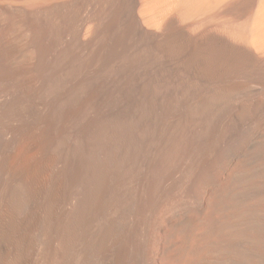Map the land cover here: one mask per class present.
I'll return each mask as SVG.
<instances>
[{
  "label": "bare ground",
  "instance_id": "obj_1",
  "mask_svg": "<svg viewBox=\"0 0 264 264\" xmlns=\"http://www.w3.org/2000/svg\"><path fill=\"white\" fill-rule=\"evenodd\" d=\"M0 264H264V0H0Z\"/></svg>",
  "mask_w": 264,
  "mask_h": 264
},
{
  "label": "rangeland",
  "instance_id": "obj_2",
  "mask_svg": "<svg viewBox=\"0 0 264 264\" xmlns=\"http://www.w3.org/2000/svg\"><path fill=\"white\" fill-rule=\"evenodd\" d=\"M251 47H253L256 52L262 53V49L260 47H254L253 45H251Z\"/></svg>",
  "mask_w": 264,
  "mask_h": 264
}]
</instances>
